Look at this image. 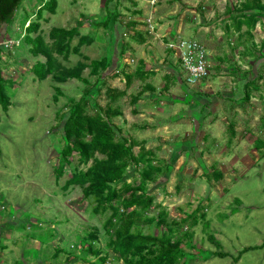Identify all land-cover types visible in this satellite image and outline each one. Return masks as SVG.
Returning a JSON list of instances; mask_svg holds the SVG:
<instances>
[{
	"label": "rangeland",
	"instance_id": "1",
	"mask_svg": "<svg viewBox=\"0 0 264 264\" xmlns=\"http://www.w3.org/2000/svg\"><path fill=\"white\" fill-rule=\"evenodd\" d=\"M45 1H25L0 45L10 98L7 113L0 105V264H101L102 258H107L106 264H126L110 244L120 225L117 221V227H107L113 211L96 213V202L86 198L81 187L65 189L74 173L86 167L74 156L59 174L66 145L64 119L72 100L79 101L87 90L95 92L85 106L88 114L99 108L118 112L112 121L120 137L136 144L135 154L142 147L154 152L153 165L161 171L147 183L145 193L154 203L144 215L156 221L142 232L158 240L157 251L170 240L179 246L177 264H264V0H199L196 7L187 0H164L176 6L174 19L189 18L194 33L202 30L200 41L220 46L223 55H211L212 74L199 87L187 85L178 57L167 56L163 71L170 79L160 82L148 98L152 102L143 108L142 83L134 84L120 102L107 97L109 89L125 86L118 68L109 71L107 87L89 75L90 70L83 73L90 85L76 80L58 84L51 78L34 84L25 61L11 62L12 47L19 50L24 44L26 21H37ZM56 1L53 16L44 12L45 18L51 17V23H43L45 37L54 27L72 29L82 19L95 20L94 26L112 11L111 0ZM248 1L251 8H245ZM126 5L132 12V4ZM254 14L262 16L259 33L248 25L236 29L234 18ZM150 21L143 24L150 26ZM81 57L75 56L66 68L84 62ZM123 59L129 72L137 69L131 57ZM213 82L220 88L206 87ZM187 96L190 102L179 101ZM171 98L179 104L172 105ZM180 105L186 106L187 121L178 126V133H161L164 123L151 121V116L179 117L185 114ZM144 169L132 165L116 186L141 181ZM92 234L98 239L90 238ZM218 253L225 257L215 256ZM135 261L141 264L139 257Z\"/></svg>",
	"mask_w": 264,
	"mask_h": 264
},
{
	"label": "trees",
	"instance_id": "2",
	"mask_svg": "<svg viewBox=\"0 0 264 264\" xmlns=\"http://www.w3.org/2000/svg\"><path fill=\"white\" fill-rule=\"evenodd\" d=\"M25 0H0V45L6 41L9 27L15 22L18 10L23 6ZM251 3L248 1L246 4ZM57 1L50 0L37 13V21H26L25 41L33 48L31 53L35 57L43 56L46 59L45 64L36 65V75L41 82L53 79L58 84H65L70 81H79L85 85H90V81L84 77V72L91 68V76L102 79L103 73L112 67V60L105 58L100 61H90L83 56L76 67L66 68L55 54L63 56L66 61L72 55H82L81 49L90 42V38H80L79 45L72 50V41L78 35L74 30L53 29L50 33L51 43H46L43 34H39L41 21L44 12L48 11L55 14ZM245 8H248L245 6ZM259 14L246 16L250 19L249 24L252 30L256 29L260 18ZM38 35L37 37H34ZM0 46V62L4 55V50ZM1 65V64H0ZM38 68V69H37ZM41 71V73L38 72ZM129 84L133 76H128ZM7 81L3 76L0 67V105L4 112L10 108V98L5 93ZM249 85V84H248ZM57 95H61L60 88H56ZM112 94V102L125 97V92L118 90H109ZM94 90H87L79 101L72 100V107L69 116L64 119L63 131L65 134L66 145L62 151L63 164L59 169L60 176L63 175L65 165H70L71 158L77 156L79 165L86 167V170H77L71 179L68 180L65 189L70 187H81L86 198L94 199L96 202V213L113 211L108 220L107 227H117L114 239L110 244L114 251L120 254L126 264H135L137 257L141 264H177L179 246L172 244L170 240L163 241L160 249L155 246L157 239L149 235H144L142 227L152 225L155 219H149L144 212L153 206L154 201L146 195L147 183L155 177L161 170L153 165V154L151 150L145 147L141 148L138 155L135 154L136 144L119 136L120 129L114 125L112 118L117 116L118 112L112 110H101L100 108L94 114H88L85 106L89 99L94 95ZM59 101V96L54 98ZM138 98H136V101ZM1 116V111H0ZM1 122V118H0ZM132 165H144L145 169L141 174V181H135L133 184L124 183L121 188L116 185L125 178L127 170ZM138 192H142L138 195ZM129 195V196H127ZM139 207L140 209H137ZM163 219V218H162ZM162 220L159 224H163ZM90 238L97 240V235L92 234ZM89 250L94 252L92 246ZM100 255V252H95ZM181 255V254H180ZM215 256L225 257L222 253ZM84 262H87L84 259ZM107 258H102L101 264L107 263Z\"/></svg>",
	"mask_w": 264,
	"mask_h": 264
},
{
	"label": "crops",
	"instance_id": "3",
	"mask_svg": "<svg viewBox=\"0 0 264 264\" xmlns=\"http://www.w3.org/2000/svg\"><path fill=\"white\" fill-rule=\"evenodd\" d=\"M25 1L27 5V0ZM46 1L43 3V6H45V4L47 3ZM104 1L107 2L106 0ZM120 2L121 3L126 2V3L122 5L120 4ZM129 2L133 6L132 12H130V10H127L128 6L126 4ZM198 2L199 0H187V3L189 4L190 7L192 6L194 7V5L196 7V3ZM108 4L112 5L113 12L111 11L104 18L103 22L97 21V24L93 26L92 24L95 23V20L91 22L89 20L82 19L81 21L76 22L72 29H65L64 27H54L52 28V30L65 29V30L76 31L78 35L72 41V50L79 45L80 38L82 37L90 38V42H88L87 45L81 49L82 55H72L69 58V61H72L75 56L76 57L82 56L81 57L82 59L83 56L87 57L88 59H90V61H87L88 63L91 61H100L105 58L111 59L112 67L108 71L103 73L102 79H100L99 84L104 85L102 87L105 86L107 87L108 85L107 83L110 80L109 71L118 68V73L119 74L123 73L122 78L124 80L125 86L123 87V89H120L117 86L118 89H109V90H118L119 92H125L126 95L125 97L118 99L115 102H120L122 99L126 98L128 95V90L134 84L136 85V83H142L143 87L140 93L141 96H139V98L140 100L142 99L140 102H142V108H143L144 107L143 105L147 106L145 102H147L148 105H150V102H152L151 99L148 100V98L156 94L157 92L156 87L160 84V82L163 79H170L165 75V71H163L164 70L163 68H165L164 64L166 63L167 56L168 57L170 56L171 58L173 57L175 60H177V56L172 51L168 50L167 44L172 40H177L180 38L185 39V37L187 39L200 41L201 37H203L202 36L203 34H201L202 30L198 31L197 33H194L193 31L194 23L191 24L189 18L181 16V18L174 19L171 13L173 8L176 6L173 7L168 6L167 4L164 3V0H111L108 2ZM245 6L251 8L253 4L249 3V4H245ZM167 9H169L168 13H166ZM112 13H114L113 17L110 18L109 15H111ZM126 13H130V15L128 14L126 15ZM50 15L53 16V14ZM50 15L49 17L46 18L43 17V20L41 21L42 26L38 35L44 34L43 23H48V24L51 23ZM149 18H151V21H153L152 25L150 26L144 25L143 22H145V20H148ZM234 21H235L236 29L239 28V30H241L240 29L241 26H244V28H246V25L249 26V24H251L250 19L246 20V17L234 18ZM28 23H30V21ZM258 24L259 25L258 27H256L255 30L256 33H259V31H261L260 22ZM92 26L94 27V30ZM26 29L24 30L25 33H26ZM52 30L49 31V35L47 37L43 35L46 43L48 44L51 43L50 33L52 32ZM92 32L94 33L93 35H91ZM38 35L35 34L34 37H37ZM23 39H24L23 42L24 44H21V42H19V44H21L19 50H15L16 48L12 47V50H14L13 54L15 58L14 59L11 58L13 59L11 60V62L15 64L18 60L20 62L25 61L27 63V66L30 67L32 74L34 75L33 77L35 78L34 79L35 81H33L34 84L41 82L38 76H36L35 74L36 65L38 63L45 64L46 59L43 56L35 57L31 53L33 46L26 43L24 36ZM203 41L205 42V40ZM200 42L203 43L208 50L210 56V63L212 67L211 55L212 54L213 56L214 54H216L217 56L223 55L222 53L223 50L218 45L208 43L209 40H207V44H205L206 42L205 43L202 42V40ZM12 43H14V41H12ZM237 53L239 54V52ZM94 56H98L99 59L98 60H96L95 58L92 59V57ZM123 57L124 58L131 57L132 63L134 64L137 62L138 64L137 69L129 72L130 69L123 66V62H124ZM55 58L58 59L59 63H61L63 66H65V64L69 62L66 61L63 58V56L59 54H55ZM87 70H90L89 73L90 75L91 68ZM127 75L133 76L130 84L128 83L129 80ZM49 80L50 79H48L47 81ZM119 80H121V78ZM90 83H92V81H90ZM216 83L217 82H213L211 84L209 83V85L207 84L206 87L218 88L219 86H217ZM115 85L116 84H114L113 88L115 87ZM247 85L248 84H245L244 88H247ZM96 87H99V85H97ZM165 89L170 90V87L165 86ZM111 96L112 94L109 92V95L107 97L112 102ZM249 97H250L249 94H246L245 98L249 99ZM162 99L166 100V97H162ZM191 99H192L191 96H187L185 100H179V101L184 103L187 101L190 102ZM172 100L174 101L175 99L173 98ZM175 101L172 103V105L176 106L179 103H176ZM162 105L166 106L168 104H164L162 102ZM175 106H172L171 109L172 108L179 109L178 107ZM179 107H181L180 111H185L184 109H186L185 105H180ZM169 108L170 107H168V109ZM186 115H187L186 111L184 115H180L179 117H175L173 116V114L170 115L165 114L160 117H155L154 115H152L150 120L154 122L157 121L163 122L164 127L161 128L160 131L161 133H164L165 135L169 136L172 134V132L174 133L179 132L178 126H182L181 124H183V121L184 123L187 121Z\"/></svg>",
	"mask_w": 264,
	"mask_h": 264
},
{
	"label": "built area",
	"instance_id": "4",
	"mask_svg": "<svg viewBox=\"0 0 264 264\" xmlns=\"http://www.w3.org/2000/svg\"><path fill=\"white\" fill-rule=\"evenodd\" d=\"M167 48L178 57L185 81L190 87L199 86L210 76V56L200 41L180 38L170 41Z\"/></svg>",
	"mask_w": 264,
	"mask_h": 264
}]
</instances>
